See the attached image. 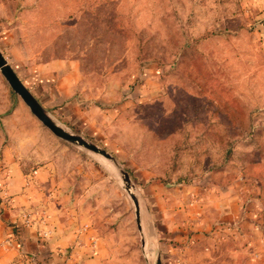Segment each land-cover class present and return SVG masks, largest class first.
<instances>
[{
  "label": "rangeland",
  "instance_id": "1",
  "mask_svg": "<svg viewBox=\"0 0 264 264\" xmlns=\"http://www.w3.org/2000/svg\"><path fill=\"white\" fill-rule=\"evenodd\" d=\"M262 15L250 0H0L9 63L63 56L89 79L78 100L85 125L73 124L128 175L141 232L122 173L58 138L24 105L43 129L35 134L42 157H59L128 264H153L152 244L169 222L186 233L204 213L208 233L245 220L232 235L247 250L251 234L264 236ZM18 101L0 73V123ZM249 250L225 264L248 262Z\"/></svg>",
  "mask_w": 264,
  "mask_h": 264
},
{
  "label": "crops",
  "instance_id": "2",
  "mask_svg": "<svg viewBox=\"0 0 264 264\" xmlns=\"http://www.w3.org/2000/svg\"><path fill=\"white\" fill-rule=\"evenodd\" d=\"M250 2L263 11L264 27V0ZM26 11L30 13L28 18H32L31 10ZM15 62L10 65L35 98L66 126L81 132L73 122L81 124L77 121L79 115L87 114L78 100L89 79L83 77L86 73L79 69L78 61L62 56L41 62ZM17 64L23 69L17 68ZM21 113L32 123L31 128L20 119ZM42 130L22 100L1 118L0 264H128L130 259L113 248L111 234L100 229L90 208L82 204L77 186L66 180L69 173L66 170V176L60 168L59 157H42L40 142L35 139V134ZM230 210L233 214V208ZM205 217L191 221L186 233L170 221L163 242L157 248L152 244L153 260L158 258L160 264H225L249 250L245 249V240L235 237L240 233L234 227L245 220L234 218L232 224L224 220L221 233H208L201 228L206 226ZM188 228L193 232L187 233ZM227 230H231L230 235ZM240 240L242 245L237 246ZM247 240L248 246L252 243L254 248L244 264H264L258 263L264 257V236L251 234ZM124 255L129 257L128 253Z\"/></svg>",
  "mask_w": 264,
  "mask_h": 264
},
{
  "label": "water",
  "instance_id": "3",
  "mask_svg": "<svg viewBox=\"0 0 264 264\" xmlns=\"http://www.w3.org/2000/svg\"><path fill=\"white\" fill-rule=\"evenodd\" d=\"M0 73L4 77L8 86L12 90L13 94L16 95L22 102L28 107L30 112L54 135L58 138L66 141L67 143L79 147L87 152H90L94 155L105 160L108 163H111L116 167L122 174V178L125 182V187L128 193L131 194V197L134 201V209L136 215V223L138 230L141 232L140 224V207L137 201L135 194L131 191L129 185V177L125 171L121 168L120 163L112 154H110L105 149L99 147L92 140L80 134L76 130L66 126L63 122L57 119L48 109H46L31 93V91L25 86L19 76L16 74L10 63L6 60L3 54L0 51ZM143 239V238H142ZM144 245V241H142ZM153 264H160L158 258L153 260Z\"/></svg>",
  "mask_w": 264,
  "mask_h": 264
}]
</instances>
